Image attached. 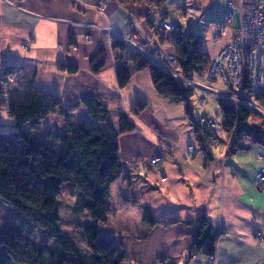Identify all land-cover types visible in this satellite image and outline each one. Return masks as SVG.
Instances as JSON below:
<instances>
[{
  "label": "crops",
  "instance_id": "1",
  "mask_svg": "<svg viewBox=\"0 0 264 264\" xmlns=\"http://www.w3.org/2000/svg\"><path fill=\"white\" fill-rule=\"evenodd\" d=\"M253 2L109 0L97 10L94 0H0V76L6 66L34 72L35 88L61 102L39 126L42 134L63 129L67 115L73 128L84 124L107 132L82 104L75 105L87 97L106 107L115 131L122 116L135 125L133 131L114 136L123 173L110 187L106 221L98 224L96 235V241L124 250L123 264H209L203 253L188 257L193 227L185 222L201 215L219 232L215 264H264V249L254 237L256 230L264 229V188L255 183L256 174L264 170V146L241 136L232 151L223 143L207 144V158L183 105L155 91L148 68L137 69L147 58L161 67L178 62L172 31L157 32L162 21L178 20L199 34L201 51L211 58L234 35ZM228 3L232 14L227 19ZM219 28L225 34L216 37ZM115 40L124 47L113 48ZM99 51L105 53L104 66L93 74L90 60ZM60 65L76 69L69 72ZM121 67L132 72L123 88L116 79ZM19 75L0 81V106L5 109L9 85ZM182 80L193 88L190 102L197 120L221 113L219 103L227 89L220 82H210L206 73ZM137 102L145 104L142 111L135 112ZM188 147L193 152L187 153ZM154 157L160 163L151 165ZM161 175L167 179L161 181ZM145 206L157 223L178 222L151 226L144 220ZM83 215L84 221L76 223L80 234L89 222Z\"/></svg>",
  "mask_w": 264,
  "mask_h": 264
},
{
  "label": "trees",
  "instance_id": "2",
  "mask_svg": "<svg viewBox=\"0 0 264 264\" xmlns=\"http://www.w3.org/2000/svg\"><path fill=\"white\" fill-rule=\"evenodd\" d=\"M201 42L199 34L181 25L172 31L171 43L182 78L207 72L210 58L201 51ZM112 47L124 46L115 40ZM136 57L139 56L129 59L136 60ZM104 62L105 53L97 52L90 60L91 72L98 74ZM59 68L69 72L76 69L63 65ZM143 68L149 69L153 87L160 96L183 105L188 124L207 158L210 157L207 144L230 140L228 151H232L241 136L264 146V128L250 122L256 115L250 109L220 102V114L224 119L223 140L215 142L204 124L195 118L190 102L193 88L148 58L137 65V69ZM131 73L127 67L119 68L116 75L119 88L127 85ZM17 74H20L19 79L9 89L6 100L13 130L0 131V193L22 208L34 210L43 219L51 220L53 225L43 231V240L37 242L31 237L35 224L15 214L16 221L0 231V264H123L127 259L124 250L96 241V235L98 224L106 221L110 187L123 173L114 136L133 131L135 125L122 116L115 131L108 121L106 107L98 99L87 97L75 105L82 104L90 118L103 123L107 132L84 124L73 128L70 115H67L63 129H49L42 134L39 126L56 107L61 108L60 99L37 90L33 83L34 72H23L21 67H4L0 81L7 83ZM244 87L249 90L246 81ZM254 99L264 107V95H255ZM2 102L0 98V104ZM144 108L145 104L137 102L135 112ZM64 184L73 199L69 206L72 213H86L89 217L81 232L84 247L61 228L59 213L63 204L58 194ZM144 220L151 226L178 222H155L148 206L144 207ZM185 223L193 227L188 257L197 253L214 255L219 232L212 229L206 216Z\"/></svg>",
  "mask_w": 264,
  "mask_h": 264
},
{
  "label": "built area",
  "instance_id": "3",
  "mask_svg": "<svg viewBox=\"0 0 264 264\" xmlns=\"http://www.w3.org/2000/svg\"><path fill=\"white\" fill-rule=\"evenodd\" d=\"M107 1L109 0H94L97 10H102ZM231 9L232 5L228 3L227 19L231 17ZM179 25L178 20L162 21L157 32L161 35L163 31H173ZM224 34V28H219L214 33L216 37ZM163 67L181 77L178 62L173 67ZM206 75L210 82L218 81L227 89L221 95L225 102L245 106L256 115L264 117V107L254 99L255 95H264V1L254 0L250 11L242 15L234 35L211 56ZM245 81L249 90L244 87ZM200 121L209 130L213 140L222 142L224 119L221 114L204 115ZM224 144L227 150L231 148L230 140ZM186 152H193V148L188 147ZM149 163L158 164L160 159L151 158ZM166 179L165 175H161V181ZM255 183L264 188V170L256 174ZM254 237L264 249V229L256 230ZM209 264H215L213 255L209 256Z\"/></svg>",
  "mask_w": 264,
  "mask_h": 264
},
{
  "label": "rangeland",
  "instance_id": "4",
  "mask_svg": "<svg viewBox=\"0 0 264 264\" xmlns=\"http://www.w3.org/2000/svg\"><path fill=\"white\" fill-rule=\"evenodd\" d=\"M17 82V81H16ZM16 82L11 83L9 88L15 86ZM11 119L8 117L7 109L0 106V131L7 132L9 130H13ZM250 122L253 125H258L264 128V117L255 115L250 119ZM241 138L238 139L240 141ZM216 142V140H214ZM224 144V143H223ZM225 145V144H224ZM67 185L64 184L61 187V192L58 194L59 199L62 202V208L59 213L60 224L63 231L69 233L77 243L82 242V236L78 232V219L82 220L85 219V216L82 214L75 215L72 213L70 209V203L72 202V198L68 194ZM2 196V198H1ZM18 214L20 217L25 218L26 220L35 224V229L31 233V237L35 241H42L43 240V231L45 229L51 228L52 221L46 220L40 217V215L34 210H27L19 206L18 204L10 201L7 196L0 195V231L7 227L9 224L16 221V215ZM82 231V230H81Z\"/></svg>",
  "mask_w": 264,
  "mask_h": 264
}]
</instances>
